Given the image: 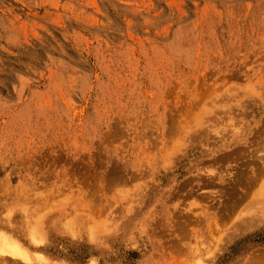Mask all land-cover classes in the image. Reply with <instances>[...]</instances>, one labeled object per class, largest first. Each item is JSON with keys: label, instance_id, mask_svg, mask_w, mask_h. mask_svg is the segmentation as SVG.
<instances>
[{"label": "rangeland", "instance_id": "obj_1", "mask_svg": "<svg viewBox=\"0 0 264 264\" xmlns=\"http://www.w3.org/2000/svg\"><path fill=\"white\" fill-rule=\"evenodd\" d=\"M0 234V264H264V0H0Z\"/></svg>", "mask_w": 264, "mask_h": 264}, {"label": "bare ground", "instance_id": "obj_2", "mask_svg": "<svg viewBox=\"0 0 264 264\" xmlns=\"http://www.w3.org/2000/svg\"><path fill=\"white\" fill-rule=\"evenodd\" d=\"M9 256V258H18L23 262H27V254L24 250H21L20 247L10 240L4 234H0V256ZM23 264V263H22Z\"/></svg>", "mask_w": 264, "mask_h": 264}]
</instances>
